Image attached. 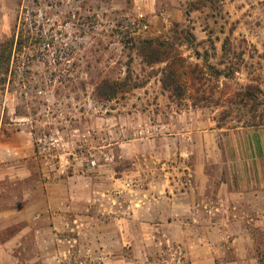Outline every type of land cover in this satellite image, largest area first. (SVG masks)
Here are the masks:
<instances>
[{
    "label": "rangeland",
    "instance_id": "1",
    "mask_svg": "<svg viewBox=\"0 0 264 264\" xmlns=\"http://www.w3.org/2000/svg\"><path fill=\"white\" fill-rule=\"evenodd\" d=\"M51 2L52 8L33 0H0V43L29 13L36 14L44 34L40 40L34 35L30 48L7 52L4 62L0 143L10 137L20 153L0 159V209L53 207L42 198L46 186L62 193L74 154L103 134L109 139L117 125L122 127L117 139L126 146L161 144L162 137L181 130L183 113L189 125L264 127V0ZM148 39L170 46L165 51L176 58L177 91L165 86L166 62L141 57L139 41ZM103 80L119 83L114 96ZM190 115L196 116L192 122ZM150 125L162 130L140 133ZM83 156L85 162L102 161L100 153ZM116 159L105 162L108 171L102 174L127 181L136 165L126 155ZM211 168L215 179L224 177L222 166ZM49 178L55 181L47 185ZM111 181L95 183L105 192L119 189L118 199L102 196L81 218L83 225L27 232L17 251L21 264H264V190L260 199L233 203L234 214L217 211L182 232L150 230L144 225L149 216L141 206L142 187L134 192L120 181L111 190ZM152 191L163 194L161 188ZM21 224L10 221L0 240Z\"/></svg>",
    "mask_w": 264,
    "mask_h": 264
},
{
    "label": "crops",
    "instance_id": "2",
    "mask_svg": "<svg viewBox=\"0 0 264 264\" xmlns=\"http://www.w3.org/2000/svg\"><path fill=\"white\" fill-rule=\"evenodd\" d=\"M190 116L192 122L196 116ZM180 118L184 121L181 123V130L162 137V143L159 145L122 144L120 139H117L122 130L120 125L109 131V139L103 134L96 138L95 143L92 139L83 144V151L79 149L70 160L74 170L72 175L62 180V193L52 191V188L46 186L47 191L42 196L48 204L51 202V205L59 207L0 209V233L7 228L10 221L23 222L14 235L0 240V264H21L17 251L23 246L27 232L38 234L45 226L53 231L72 230L73 227L83 225L81 218L84 215L87 217L88 213L96 208L102 196L110 197L113 202L115 198L118 199L119 189L109 193L97 186L96 183H103L105 177L112 179L111 190L117 187L120 181L134 192L142 187L144 198L141 200V206L143 213L149 216L144 225L150 230L162 226L163 229L184 232L195 225L192 222L201 224V220L209 219L217 211L234 214L236 207L232 206L233 203L260 199L261 197L257 196L264 190V127L256 130H226L213 127L208 121H201L200 126H196V121L189 125L185 113ZM136 140L140 139L131 141ZM10 141L8 137L0 143L2 161L8 159L7 154L12 156L14 153H20L19 148ZM87 145H92L88 147L89 150H85ZM88 153L97 157L99 153H112L118 159L125 158L126 155L132 165L136 166L133 172L128 174L127 181L124 177L120 180L113 174H102L107 173L106 167L109 166L104 161H100L96 173L89 176L88 172L92 170L86 168V156H83ZM150 163L155 164V172H152L154 167ZM213 164L217 168L222 166L223 178H214L211 168ZM92 176L99 179L92 180ZM183 176L189 178L183 179ZM84 178H88V181ZM52 180L55 181L49 178L47 185ZM153 188H161L163 194L156 195V192L152 191ZM212 201L227 205L216 207ZM156 216H160V222L149 221ZM33 259L32 257L31 260Z\"/></svg>",
    "mask_w": 264,
    "mask_h": 264
},
{
    "label": "trees",
    "instance_id": "3",
    "mask_svg": "<svg viewBox=\"0 0 264 264\" xmlns=\"http://www.w3.org/2000/svg\"><path fill=\"white\" fill-rule=\"evenodd\" d=\"M34 2H40L43 6L46 7H54L52 4V0H33ZM26 9V8H24ZM23 9V10H24ZM27 11V10H25ZM35 13H29L28 15H23L20 19H18L17 25L15 30L12 33L10 39H7L0 43V81H3V70L5 59L7 58V52L12 53L13 51H21L24 47L30 48L34 42L32 39L34 35L37 37V40L42 38L43 34V27L42 25H36L35 23ZM42 42V41H41ZM139 53L142 58H145L146 62L153 63V62H166V68L164 71L165 79L168 80L167 88H171L173 91L178 90L177 86V74L174 69V63L176 58L173 56H168L166 53L165 48L170 47L166 42L159 41V40H142L139 41ZM162 56V58H161ZM104 85H107L105 89H107L109 96H114L116 94V89L119 88V83H114L113 85L108 84L106 80H103Z\"/></svg>",
    "mask_w": 264,
    "mask_h": 264
},
{
    "label": "built area",
    "instance_id": "4",
    "mask_svg": "<svg viewBox=\"0 0 264 264\" xmlns=\"http://www.w3.org/2000/svg\"><path fill=\"white\" fill-rule=\"evenodd\" d=\"M162 130V126L160 125H150V126H145L143 129L140 130V133L142 134H147V135H152L154 133H158ZM115 156L112 153L109 154H102V157H100V160L104 161V162H113L114 161ZM99 164V160H97V158H89L86 161V168L93 170L95 168H97Z\"/></svg>",
    "mask_w": 264,
    "mask_h": 264
}]
</instances>
